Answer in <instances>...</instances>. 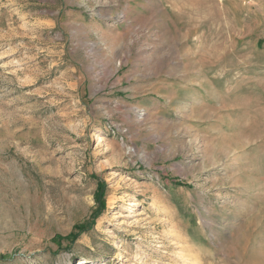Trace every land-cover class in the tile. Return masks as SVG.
<instances>
[{
	"label": "rangeland",
	"instance_id": "obj_1",
	"mask_svg": "<svg viewBox=\"0 0 264 264\" xmlns=\"http://www.w3.org/2000/svg\"><path fill=\"white\" fill-rule=\"evenodd\" d=\"M190 261L264 264V0H0V264Z\"/></svg>",
	"mask_w": 264,
	"mask_h": 264
},
{
	"label": "trees",
	"instance_id": "obj_2",
	"mask_svg": "<svg viewBox=\"0 0 264 264\" xmlns=\"http://www.w3.org/2000/svg\"><path fill=\"white\" fill-rule=\"evenodd\" d=\"M103 194H104V192L102 191V190H98V192H97V196H96V199H97V202L98 203H101V201H103L102 200V197H103ZM76 230H80V231H83L82 229H83V227H79V226H77L76 228H75Z\"/></svg>",
	"mask_w": 264,
	"mask_h": 264
},
{
	"label": "bare ground",
	"instance_id": "obj_3",
	"mask_svg": "<svg viewBox=\"0 0 264 264\" xmlns=\"http://www.w3.org/2000/svg\"><path fill=\"white\" fill-rule=\"evenodd\" d=\"M123 203H124V204L127 203L126 200H123ZM191 261H193V259H192ZM191 261H190V263H191ZM184 264H186V263H184ZM188 264H189V263H188ZM191 264H194V263H191Z\"/></svg>",
	"mask_w": 264,
	"mask_h": 264
}]
</instances>
